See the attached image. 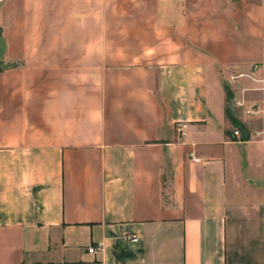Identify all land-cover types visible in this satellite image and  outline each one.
I'll return each instance as SVG.
<instances>
[{"label": "crops", "instance_id": "obj_1", "mask_svg": "<svg viewBox=\"0 0 264 264\" xmlns=\"http://www.w3.org/2000/svg\"><path fill=\"white\" fill-rule=\"evenodd\" d=\"M0 264H264V0L1 2Z\"/></svg>", "mask_w": 264, "mask_h": 264}, {"label": "built area", "instance_id": "obj_2", "mask_svg": "<svg viewBox=\"0 0 264 264\" xmlns=\"http://www.w3.org/2000/svg\"><path fill=\"white\" fill-rule=\"evenodd\" d=\"M3 1H4V0H0V3L3 2ZM236 77H237V76H232V79L234 80ZM186 127H187V125H186L185 123L181 124V125L178 127V130H179V132L181 133V136H185V135H186ZM234 133H235V135H237V136H240V135H241V132H240L239 129H235ZM192 157H193V159H194L195 161H200V158L195 157V156H193V155H192ZM128 239H130V240H132V241H135V242L138 241V237H137L136 235L128 236ZM98 250H99V247H96V246H92V247L89 248V251H90V252H94V253L97 252Z\"/></svg>", "mask_w": 264, "mask_h": 264}, {"label": "water", "instance_id": "obj_3", "mask_svg": "<svg viewBox=\"0 0 264 264\" xmlns=\"http://www.w3.org/2000/svg\"><path fill=\"white\" fill-rule=\"evenodd\" d=\"M244 137H247V135H245Z\"/></svg>", "mask_w": 264, "mask_h": 264}]
</instances>
